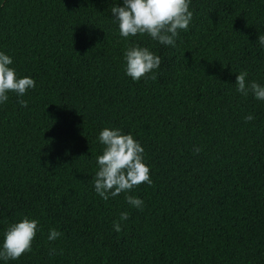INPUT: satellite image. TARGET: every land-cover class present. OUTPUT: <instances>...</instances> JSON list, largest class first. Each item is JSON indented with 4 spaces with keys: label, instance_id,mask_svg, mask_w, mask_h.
I'll use <instances>...</instances> for the list:
<instances>
[{
    "label": "trees",
    "instance_id": "16d2710c",
    "mask_svg": "<svg viewBox=\"0 0 264 264\" xmlns=\"http://www.w3.org/2000/svg\"><path fill=\"white\" fill-rule=\"evenodd\" d=\"M115 3L0 0V51L35 81L27 107L0 105V235L24 216L40 229L7 264H264V102L234 85L264 84V0H191L174 48L120 37ZM132 43L160 57L155 79L124 75ZM104 127L144 149L139 210L93 190Z\"/></svg>",
    "mask_w": 264,
    "mask_h": 264
},
{
    "label": "clouds",
    "instance_id": "9594fccd",
    "mask_svg": "<svg viewBox=\"0 0 264 264\" xmlns=\"http://www.w3.org/2000/svg\"><path fill=\"white\" fill-rule=\"evenodd\" d=\"M191 0H122L110 7L111 18L116 23L120 37L127 39L137 35L149 37L164 46H176L179 31H187L193 18L189 5ZM256 42L264 49V35L257 36ZM123 71L132 81L155 79L161 59L148 47L132 43L122 53ZM12 57L0 51V105L8 100L10 92L17 96V103L23 108L27 101L21 99L29 89L35 87L30 76H20L12 66ZM247 71L235 76V91L241 96L249 94L255 100L264 102V84L247 80ZM245 121L254 119L252 114ZM102 145L101 154L96 156V171L92 178L94 192L103 200L125 192L126 203L136 209L143 207V200L127 193L141 183L151 184L150 169L144 161V149L133 135L124 133L119 127H104L96 136ZM199 152V147L194 148ZM128 219L123 211L112 223L113 230L121 231V222ZM40 229L38 221L27 216L11 223L0 235V264L15 261L31 250L34 237ZM61 233L49 229L48 241H54ZM52 251H55L54 249Z\"/></svg>",
    "mask_w": 264,
    "mask_h": 264
}]
</instances>
